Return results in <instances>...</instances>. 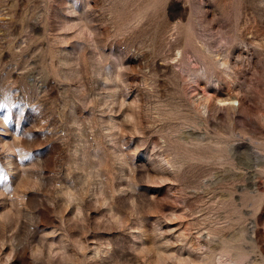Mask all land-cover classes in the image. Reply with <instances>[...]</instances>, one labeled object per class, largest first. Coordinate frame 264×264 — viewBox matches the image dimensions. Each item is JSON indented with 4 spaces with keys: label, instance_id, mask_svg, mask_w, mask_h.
Wrapping results in <instances>:
<instances>
[{
    "label": "rangeland",
    "instance_id": "374dc122",
    "mask_svg": "<svg viewBox=\"0 0 264 264\" xmlns=\"http://www.w3.org/2000/svg\"><path fill=\"white\" fill-rule=\"evenodd\" d=\"M0 264H264V0H0Z\"/></svg>",
    "mask_w": 264,
    "mask_h": 264
}]
</instances>
